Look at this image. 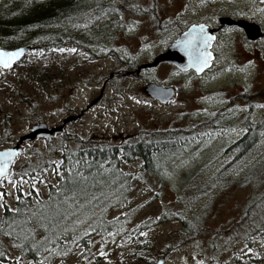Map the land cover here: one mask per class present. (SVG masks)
<instances>
[{"label":"rangeland","instance_id":"rangeland-1","mask_svg":"<svg viewBox=\"0 0 264 264\" xmlns=\"http://www.w3.org/2000/svg\"><path fill=\"white\" fill-rule=\"evenodd\" d=\"M121 3V14L116 20L104 15L102 20L88 23L92 20L90 15L77 28H63L74 33L64 39L76 40L67 43L65 51L58 50L35 63L30 57L9 69L0 68V149L13 146L40 122L62 125V130L66 125L50 143L56 145L62 136H73L66 144L71 147L77 138L115 141L144 131L174 129L182 134L183 130H194L195 134L185 138L177 152L158 165L160 176L142 170L137 159L123 163V170L137 178L127 201L111 216L127 213L128 225L118 235L94 237L85 253L72 254L64 264H137L134 255L140 239L150 242L146 257L152 260L144 264H155L160 257L164 264H264V239L253 235L248 242L240 237L243 233L233 235L244 205L257 189L241 182L246 170L264 154V143L261 151L239 159L232 157L229 150L245 131L247 122L264 116V44L244 47L240 35L233 33L227 40L221 37L217 42V60L203 74L182 72L165 62L136 73L139 65L164 51L189 24L205 17L211 20L216 14L215 3ZM30 61L31 66H27L25 63ZM147 82L172 86L174 97L163 103L151 99L142 91ZM70 116L77 117L63 123ZM262 134L264 137V130ZM21 147L12 172L21 164L35 162L45 149L46 140L36 138ZM210 178L217 182L211 192L199 196L189 193L185 198H194V202L180 207L179 196L186 194L191 185L198 187ZM259 178H264V171L257 175V182L262 185ZM56 182L53 169L30 178V183L18 181L24 192H29L31 184L41 196L46 195L49 183ZM16 183L10 177L0 180V204H14ZM168 212L200 222V239L199 232L193 237L181 236L182 223L174 217L151 224L141 238L132 234L138 223ZM221 242L225 244L211 246ZM245 244L255 255L241 256V250L246 251ZM101 251L106 255L97 254ZM9 257L11 262L6 264H16L14 258L18 255L12 252ZM20 262L34 264L23 258Z\"/></svg>","mask_w":264,"mask_h":264},{"label":"trees","instance_id":"trees-1","mask_svg":"<svg viewBox=\"0 0 264 264\" xmlns=\"http://www.w3.org/2000/svg\"><path fill=\"white\" fill-rule=\"evenodd\" d=\"M119 5H122L121 0H0V46L34 45V49L27 52L20 62L34 57L32 60L35 59V63L64 49L67 43L76 41L64 39L72 37L74 33L66 32L63 28H77L90 15L92 20L88 23H96L104 15L116 20L121 14ZM31 63L25 64L31 66ZM128 66L132 65L128 63ZM246 126V133L229 148L235 159L262 150L264 116L256 122H247ZM191 133L195 134V131L188 129V132L183 130L182 134H177L172 129L144 131L137 136L115 141L99 137L77 138L72 147L66 144L73 136H62L56 145L50 143L53 138L46 140V147L35 162L21 164L17 171H11L8 176L17 183L14 204H5L0 212V253L6 257L2 264L11 262L9 256L12 252L34 264H64L72 254L85 253L94 237L109 238L122 233L129 223V215L111 216V213L127 201L137 178L123 170V163L137 159L141 162L142 170L160 176L158 165L177 152L182 141L192 136ZM49 169L55 172L57 182L48 184L46 195H38L31 184L29 192L22 190L19 180L30 183V178ZM261 170L264 171V154L246 170L244 182H241L242 185L251 184L257 188L244 205L233 232V235L243 233L240 237L248 242L253 235H264L259 233V229L264 228V178L258 179L262 185L257 182ZM212 179L198 187L191 185L186 194L177 198L180 207L194 202V198H185L189 193L199 196L211 192L217 183ZM200 210L204 208H199V215ZM171 217L181 221V236L193 237L199 232L200 239V222L187 219L177 212L163 213L154 220L138 223L133 227L132 234L141 238L143 231L151 224ZM245 226L250 231H245ZM139 242L134 256L137 264H144L152 260L146 257L150 242L148 239H140ZM222 243L211 246L217 248ZM69 249L71 252L65 256L50 255L49 251L68 252Z\"/></svg>","mask_w":264,"mask_h":264},{"label":"water","instance_id":"water-1","mask_svg":"<svg viewBox=\"0 0 264 264\" xmlns=\"http://www.w3.org/2000/svg\"><path fill=\"white\" fill-rule=\"evenodd\" d=\"M220 22L223 24H237L243 29L244 34L250 40L259 39L261 37V31L259 26L254 22H248L245 20L235 21L227 17H221ZM215 29L210 28L208 25L204 23H191L185 29L180 31L178 35L174 38V40L167 46V48L161 53L157 54L153 57L150 62L141 64L137 67L136 73L139 72L140 69H148L155 67L160 62L170 63L175 66L178 70L185 71H193L194 74L200 75L204 71H206L212 64V60L214 58L213 51L211 49L212 43L215 39ZM192 36L196 37V40L193 41L192 46H187L184 41L190 39ZM33 48L32 45H20L14 48H3L0 46V51L7 52H18L14 59L9 62V66H12L15 62H17L25 53L30 51ZM210 54L207 56V62L201 63L200 53ZM2 68L3 65H0ZM142 91L146 93L151 99L156 100L158 102H167L174 96V89L171 86H163L156 82H147L142 88ZM98 97H96L92 103H94ZM91 103V104H92ZM77 116H70L63 120V123L76 119ZM62 131V125L58 126H47L45 123L40 122L31 126L28 133L21 135L17 142L10 147H6L0 149V153L5 152L7 150H13L16 155H13L8 163L7 175L10 173V168L14 163L16 157L21 154L22 147L21 144L23 142H29L34 140L35 138H50L54 134H59ZM2 177H0L1 179ZM164 259L159 258L155 264H163ZM211 264V263H209Z\"/></svg>","mask_w":264,"mask_h":264},{"label":"flooded vegetation","instance_id":"flooded-vegetation-1","mask_svg":"<svg viewBox=\"0 0 264 264\" xmlns=\"http://www.w3.org/2000/svg\"><path fill=\"white\" fill-rule=\"evenodd\" d=\"M211 1L215 3L213 5V9L216 10V14L214 15V17L211 20L208 17H205V19L200 18L198 21H195V23H205L210 28L215 29L214 32L215 39L212 46V50L214 54L212 65L217 60V50L215 45L217 44L218 41L221 40V37L223 38V40L225 39L227 40V38L230 37V35H232L233 33H238L240 35V40L243 42L244 47H248L249 45H252L254 43L258 44L259 42L264 44V11H258V9H264V3H262L261 0H211ZM221 17H227L235 21L245 20L248 22H254L259 26V29L261 31V37L259 39L250 40L244 34L243 29L237 24H230V25L224 23L222 24L220 22ZM235 52H237L236 49ZM65 127L66 125L63 126V130ZM244 130L245 131L243 132L242 135L246 133L247 126H244Z\"/></svg>","mask_w":264,"mask_h":264},{"label":"snow or ice","instance_id":"snow-or-ice-1","mask_svg":"<svg viewBox=\"0 0 264 264\" xmlns=\"http://www.w3.org/2000/svg\"><path fill=\"white\" fill-rule=\"evenodd\" d=\"M262 3H264V0H261ZM258 11H264V9H258ZM196 40L195 36H192L190 39L184 41V43L187 46H192L193 41ZM59 51H65L64 49H59ZM68 51H74V49H69ZM17 55H19L18 52H7V51H0V65H3V67H8L9 66V62L14 59ZM210 54H206L201 52L200 53V57L201 63H206L207 62V56H209ZM17 153H15L13 150H7L5 152L0 153V177L7 179V169H8V163L11 159V157L13 155H16ZM34 183V181H33ZM4 205L0 204V208H3ZM69 207H71V205L69 204ZM68 215H71V213H68ZM65 219L67 218V216L64 217ZM259 233L260 234H264V228H260L259 229ZM143 234V233H142ZM8 235V234H6ZM108 235H111V233H109ZM261 239H264V235H261ZM73 243L75 244V241H73ZM244 249L245 250H241V256H245L248 253H252L253 255H255V253L253 252V249L251 247H249L247 244L244 245ZM50 251V255H56V256H65L67 254H69L71 252V249L68 250V252H64V251H57V250H49ZM98 255H106V253L104 252H99L97 253ZM6 259V257L3 256V253H0V264H2V260ZM16 260V264H21L20 262V258L16 257L14 258ZM196 264H203V261H196Z\"/></svg>","mask_w":264,"mask_h":264}]
</instances>
